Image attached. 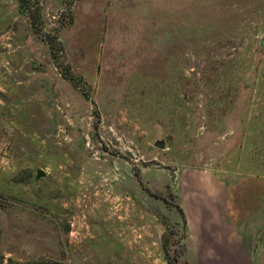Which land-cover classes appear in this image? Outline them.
Instances as JSON below:
<instances>
[{"label": "rangeland", "instance_id": "374dc122", "mask_svg": "<svg viewBox=\"0 0 264 264\" xmlns=\"http://www.w3.org/2000/svg\"><path fill=\"white\" fill-rule=\"evenodd\" d=\"M263 38L264 0H0V264H205L209 188L264 186Z\"/></svg>", "mask_w": 264, "mask_h": 264}, {"label": "crops", "instance_id": "0c3cea01", "mask_svg": "<svg viewBox=\"0 0 264 264\" xmlns=\"http://www.w3.org/2000/svg\"><path fill=\"white\" fill-rule=\"evenodd\" d=\"M208 193L201 247L217 255L205 264H263L264 186H214Z\"/></svg>", "mask_w": 264, "mask_h": 264}, {"label": "water", "instance_id": "95a60500", "mask_svg": "<svg viewBox=\"0 0 264 264\" xmlns=\"http://www.w3.org/2000/svg\"><path fill=\"white\" fill-rule=\"evenodd\" d=\"M261 47L264 49V38L260 42ZM156 148L160 150H165L166 149V144L164 142H157L155 144ZM45 177V173L42 170H38L36 174V181L40 180L41 178Z\"/></svg>", "mask_w": 264, "mask_h": 264}, {"label": "trees", "instance_id": "16d2710c", "mask_svg": "<svg viewBox=\"0 0 264 264\" xmlns=\"http://www.w3.org/2000/svg\"><path fill=\"white\" fill-rule=\"evenodd\" d=\"M167 260H168V263H169V264H177V263H178V259H177V257L174 258V259H171L170 256H169V254H168V256H167ZM1 264H2V263H1Z\"/></svg>", "mask_w": 264, "mask_h": 264}]
</instances>
